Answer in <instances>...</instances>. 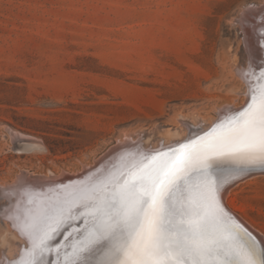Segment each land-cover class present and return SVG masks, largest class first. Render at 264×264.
I'll return each instance as SVG.
<instances>
[{
    "label": "rangeland",
    "instance_id": "374dc122",
    "mask_svg": "<svg viewBox=\"0 0 264 264\" xmlns=\"http://www.w3.org/2000/svg\"><path fill=\"white\" fill-rule=\"evenodd\" d=\"M263 6L0 0V184L22 170L78 172L127 133L161 143L195 118H206L195 128L209 127L221 108L244 106L235 71L249 54L239 21ZM239 180L230 190L245 213L226 207L264 239V172ZM13 228L0 214L1 256L18 242Z\"/></svg>",
    "mask_w": 264,
    "mask_h": 264
},
{
    "label": "snow or ice",
    "instance_id": "6c2138e0",
    "mask_svg": "<svg viewBox=\"0 0 264 264\" xmlns=\"http://www.w3.org/2000/svg\"><path fill=\"white\" fill-rule=\"evenodd\" d=\"M249 54H264V20L250 30ZM254 168L264 170V85L249 83L245 106L210 131L105 166L24 219L31 249L21 264H51L45 252L75 219L85 227L64 264H264V239L219 198L225 184Z\"/></svg>",
    "mask_w": 264,
    "mask_h": 264
},
{
    "label": "bare ground",
    "instance_id": "6f19581e",
    "mask_svg": "<svg viewBox=\"0 0 264 264\" xmlns=\"http://www.w3.org/2000/svg\"><path fill=\"white\" fill-rule=\"evenodd\" d=\"M255 11L251 10V8L243 11L242 17L239 21L245 32V42L248 54L250 30L253 24H259L261 20H264V6L262 8H255ZM253 12H255V14H253ZM251 19L254 20L251 22ZM247 56L246 62L243 63V65L236 64L237 71H235L243 79V83H241L243 87L242 92L246 95V97H248L249 83L253 88H258L261 85H264V81L261 82V85H257L256 83L257 78L261 75V71L264 70L260 67V65L264 63V58H262L264 54H257L255 57L250 54ZM252 73H255V75ZM244 106L237 108H227L225 106L221 108L218 112V119L213 125L210 126L208 124L209 127L207 125H201L197 128L194 127L198 121L206 119L202 116H200V118L193 119V122L189 121L187 124L185 118H181V121L185 122L186 126L183 127L180 134L175 137H171V139L164 138V141L161 143L158 141L149 145L147 144V141L150 142L149 140H144L146 141V143H144L143 139L139 136H136V138L132 136V134L127 133L124 140L121 139L117 144L108 149V151H106L101 157H98L93 164L85 165L84 168L78 172L34 174L32 172L22 170L21 173L19 172L16 178H14L11 182L9 181L8 183L0 184L1 194L5 196L1 202L2 206L0 207V214H2V217H4L12 227H14V234H16V240L18 241L14 247L12 246V251L8 252L5 250L3 252V256L0 255V264H21V262L27 258L29 250L31 249V243L26 235L21 234L20 226L22 225L24 219L41 210L44 205L55 202L86 184L93 175L97 174V172L102 170L105 166H111L112 164L119 166L122 163L131 161L134 157H138L139 154L148 150H166L169 145H175L177 142H185L189 137L194 138L197 135H203V132H206L207 130L210 131L212 127L219 122V120L230 116L234 111L240 110ZM188 125H192L189 135H187V131L190 129ZM12 135L24 137L25 134L21 135L18 132H14ZM12 139L14 138L12 137ZM27 139L30 142V140L35 141L37 138L35 139V137L30 136ZM261 172H264V170L254 168L244 177ZM239 179L242 178L234 177L229 183L225 184L219 193V198L222 206L226 207L228 205L234 210L245 213V208L237 204L236 198L233 196L232 190H230L234 184L240 181ZM226 211H228V208ZM228 212L249 231H251L258 239H263V237L260 236V233L257 234L254 232L255 230L253 231L248 225H246V222L244 223V221L237 217V215L232 212L230 208ZM84 227L85 225L82 222V219L70 220L66 222L65 225L61 226L60 232L57 235L58 237L56 236L57 246L53 247L51 251L45 252V259L50 261L51 264H64L65 260L71 255L72 246L79 240V233L83 231Z\"/></svg>",
    "mask_w": 264,
    "mask_h": 264
},
{
    "label": "water",
    "instance_id": "95a60500",
    "mask_svg": "<svg viewBox=\"0 0 264 264\" xmlns=\"http://www.w3.org/2000/svg\"><path fill=\"white\" fill-rule=\"evenodd\" d=\"M58 237V236H57ZM58 239V238H57ZM57 241V240H56ZM56 241H55V243H56Z\"/></svg>",
    "mask_w": 264,
    "mask_h": 264
}]
</instances>
